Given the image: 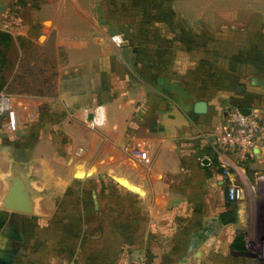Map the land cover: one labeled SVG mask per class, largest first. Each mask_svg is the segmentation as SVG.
Instances as JSON below:
<instances>
[{"label":"crops","instance_id":"1","mask_svg":"<svg viewBox=\"0 0 264 264\" xmlns=\"http://www.w3.org/2000/svg\"><path fill=\"white\" fill-rule=\"evenodd\" d=\"M32 2L17 30L47 18L80 52L62 76L74 114L23 125L24 106L14 129L0 121V253L16 250L12 264H261L245 250L254 200L227 202V180L196 157L230 109L264 106V0ZM104 34L126 35L130 55ZM85 109L93 131L72 119ZM234 172L253 184L264 146Z\"/></svg>","mask_w":264,"mask_h":264},{"label":"rangeland","instance_id":"2","mask_svg":"<svg viewBox=\"0 0 264 264\" xmlns=\"http://www.w3.org/2000/svg\"><path fill=\"white\" fill-rule=\"evenodd\" d=\"M2 1L5 5L3 8L0 4L2 6L0 8V91L9 95L17 110L27 106V109L22 111L23 125H51L53 121L51 111L57 114L58 125L70 123L67 116L69 110L70 114H74V111L67 107L66 99L63 97L64 61L78 57L80 52L64 48V45H69L70 35H51V23L47 18L41 25L35 27L30 25L27 29L17 30L20 25L15 24V14L22 12L27 15L29 12L27 9H32L31 5L37 4L33 3V0ZM27 20L30 22L29 19ZM115 35L118 34H104V40L110 47L117 49L118 47L112 42V37ZM91 36L96 35H88ZM122 36L128 40L126 35ZM72 40L75 42V37H72ZM72 44L71 42L70 45ZM125 44L124 41L119 48L127 57L130 55L131 45ZM75 88L77 90L76 86ZM72 119L84 125L78 114ZM251 198L255 202V206L254 204L252 206V214L248 209L244 212L246 215L243 214V218H247V215L250 217L251 214V217L257 218L259 225L248 227L245 234L247 241L254 243L255 254H263V257L256 255L255 257L259 263L264 264V191L258 190L254 197L246 194L243 202Z\"/></svg>","mask_w":264,"mask_h":264},{"label":"built area","instance_id":"3","mask_svg":"<svg viewBox=\"0 0 264 264\" xmlns=\"http://www.w3.org/2000/svg\"><path fill=\"white\" fill-rule=\"evenodd\" d=\"M112 42L117 47L121 46L124 43L123 36L115 35L112 37ZM80 115L88 130L96 129L98 120L93 113L85 109ZM0 121H5L9 129L16 127L15 106L9 95L3 91H0ZM262 146H264V106L251 110L248 115H244L240 109H230L213 131L208 148L196 157V164L200 169L215 173L227 180L225 188L227 202H242L247 191L254 196L258 190L264 191V172L256 174L253 184H243L235 180L234 171L241 164L253 160L256 150ZM245 248L250 255H256L254 243L247 241ZM256 256L263 257V254Z\"/></svg>","mask_w":264,"mask_h":264},{"label":"water","instance_id":"4","mask_svg":"<svg viewBox=\"0 0 264 264\" xmlns=\"http://www.w3.org/2000/svg\"><path fill=\"white\" fill-rule=\"evenodd\" d=\"M206 109H207V106L204 102H198L194 106V112L196 114H205ZM241 112L244 115H248L250 111L242 109ZM120 181H118L120 183V185L124 186L122 183L123 181H121V182ZM16 253H17V251L14 249H8L5 253H0V264H12L13 258H14Z\"/></svg>","mask_w":264,"mask_h":264},{"label":"bare ground","instance_id":"5","mask_svg":"<svg viewBox=\"0 0 264 264\" xmlns=\"http://www.w3.org/2000/svg\"><path fill=\"white\" fill-rule=\"evenodd\" d=\"M78 175V174H77ZM120 181V180H119ZM121 182V181H120ZM124 187H127V183L125 181L122 182Z\"/></svg>","mask_w":264,"mask_h":264},{"label":"trees","instance_id":"6","mask_svg":"<svg viewBox=\"0 0 264 264\" xmlns=\"http://www.w3.org/2000/svg\"><path fill=\"white\" fill-rule=\"evenodd\" d=\"M245 246H246V243H245ZM245 250H246V248H245Z\"/></svg>","mask_w":264,"mask_h":264}]
</instances>
